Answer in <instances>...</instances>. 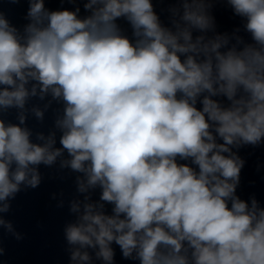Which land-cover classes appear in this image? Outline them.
I'll list each match as a JSON object with an SVG mask.
<instances>
[{"label": "clouds", "instance_id": "1", "mask_svg": "<svg viewBox=\"0 0 264 264\" xmlns=\"http://www.w3.org/2000/svg\"><path fill=\"white\" fill-rule=\"evenodd\" d=\"M214 2L176 0L170 27L152 0H86L83 17L28 0L22 31L0 12V230L23 239L12 201L58 165L82 196L63 230L70 264H114L113 243L139 264H264V207L236 194L233 151L264 143V0H226L251 42L216 32ZM53 102L54 130L34 142L28 115Z\"/></svg>", "mask_w": 264, "mask_h": 264}]
</instances>
